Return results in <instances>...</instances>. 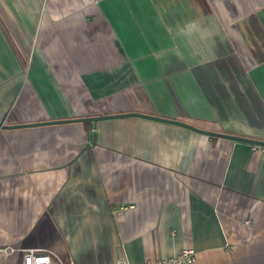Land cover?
Masks as SVG:
<instances>
[{"label":"crops","instance_id":"crops-1","mask_svg":"<svg viewBox=\"0 0 264 264\" xmlns=\"http://www.w3.org/2000/svg\"><path fill=\"white\" fill-rule=\"evenodd\" d=\"M126 112L264 141V0H0V126ZM184 248L264 264V146L139 117L0 129V264Z\"/></svg>","mask_w":264,"mask_h":264},{"label":"water","instance_id":"water-1","mask_svg":"<svg viewBox=\"0 0 264 264\" xmlns=\"http://www.w3.org/2000/svg\"><path fill=\"white\" fill-rule=\"evenodd\" d=\"M125 117H139V118L154 120V121H158V122L177 125V126L192 130L194 132L204 134L206 136L207 135L208 136H215V137L226 138V139H230V140H234V141L248 142V143H251L254 145H258V146H264V141L242 138L239 136H233V135H228V134L216 133V132H212V131H207V129L202 130V129H199L195 126H192L190 124H187V123L179 121V120L161 118V117L146 115V114H142V113H138V112H126V113H119V114H112V115L108 114V115L73 118V119L71 118V119H67V120H53V121H45L44 120V122L33 123V124H20V125H12V126L2 125V126H0V129L9 130V129L24 128V127L45 126V125H54V124L71 123V122L72 123H82V122L96 123L97 121H101V120L117 119V118H125Z\"/></svg>","mask_w":264,"mask_h":264},{"label":"built area","instance_id":"built-area-1","mask_svg":"<svg viewBox=\"0 0 264 264\" xmlns=\"http://www.w3.org/2000/svg\"><path fill=\"white\" fill-rule=\"evenodd\" d=\"M262 149L261 147H255ZM22 264H56L52 256L40 250H22ZM195 253L193 249L184 248L177 255L159 260L156 264H193ZM118 264H125L119 261Z\"/></svg>","mask_w":264,"mask_h":264},{"label":"trees","instance_id":"trees-1","mask_svg":"<svg viewBox=\"0 0 264 264\" xmlns=\"http://www.w3.org/2000/svg\"><path fill=\"white\" fill-rule=\"evenodd\" d=\"M86 123H89V122H86Z\"/></svg>","mask_w":264,"mask_h":264}]
</instances>
